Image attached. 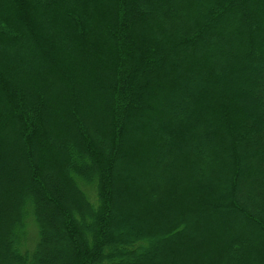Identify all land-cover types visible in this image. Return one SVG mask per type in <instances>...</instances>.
<instances>
[{"label":"trees","instance_id":"obj_1","mask_svg":"<svg viewBox=\"0 0 264 264\" xmlns=\"http://www.w3.org/2000/svg\"><path fill=\"white\" fill-rule=\"evenodd\" d=\"M0 264H264V0H0Z\"/></svg>","mask_w":264,"mask_h":264},{"label":"rangeland","instance_id":"obj_2","mask_svg":"<svg viewBox=\"0 0 264 264\" xmlns=\"http://www.w3.org/2000/svg\"><path fill=\"white\" fill-rule=\"evenodd\" d=\"M30 243L27 244V247L25 246L24 249L30 251L32 249V245L34 244L35 238H36V229L33 227V225H30Z\"/></svg>","mask_w":264,"mask_h":264}]
</instances>
